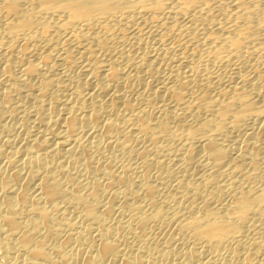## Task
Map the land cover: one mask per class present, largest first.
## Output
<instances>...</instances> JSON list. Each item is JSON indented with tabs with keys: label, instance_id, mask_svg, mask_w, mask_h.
Instances as JSON below:
<instances>
[{
	"label": "bare ground",
	"instance_id": "bare-ground-1",
	"mask_svg": "<svg viewBox=\"0 0 264 264\" xmlns=\"http://www.w3.org/2000/svg\"><path fill=\"white\" fill-rule=\"evenodd\" d=\"M0 264H264V0H0Z\"/></svg>",
	"mask_w": 264,
	"mask_h": 264
}]
</instances>
